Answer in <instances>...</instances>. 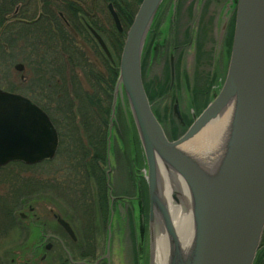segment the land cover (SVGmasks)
<instances>
[{
  "label": "rangeland",
  "instance_id": "1",
  "mask_svg": "<svg viewBox=\"0 0 264 264\" xmlns=\"http://www.w3.org/2000/svg\"><path fill=\"white\" fill-rule=\"evenodd\" d=\"M172 2L174 9L178 8L177 18L174 21L177 34L172 30L168 34V12L165 11L169 3L171 4V0H163L144 40L140 70L141 80L153 114L165 134L170 139H176L217 94L224 79L227 54L225 46H222L221 55L217 54L215 38H217L218 27L215 23L212 24V19L217 16L219 10L216 7H220L223 0H172ZM137 6L134 3L132 7V9L135 8L134 13ZM103 9L106 11L104 12L106 18L108 15L112 21L105 5ZM208 11L214 13L213 18H208ZM160 14L163 15L161 22H159ZM173 36L175 37L172 39ZM191 39H193L192 42ZM110 50L118 61L120 51L117 52L112 48ZM218 58L220 65L216 67ZM90 61H92L91 64L95 63L94 60ZM24 62L26 67V60H0V87L18 93L22 91L24 79L18 70L14 69V65L17 63L23 65ZM170 64L173 66L172 76ZM86 67L87 65L81 62L78 67L73 68V71L75 69L81 84L88 89L91 79L90 73L88 75L84 73ZM100 68L102 69L98 66L100 72L93 78L95 80L93 87L98 96L101 95L106 77ZM91 126L92 128L86 125L87 132L76 131L71 134V131L63 134L59 139V148H67L66 157L58 153L52 160L40 164L29 166L13 162L0 167V264H22L23 262L26 264H72L68 258L70 253L76 259L90 260H94L99 254H108L110 264L151 263L153 214L146 178L147 164L123 90L118 89L107 137H104V134L108 127L102 122L101 116ZM85 133L88 134L85 135ZM101 137H104V145L107 138L108 148L102 156L101 166L104 171L110 170L108 177L110 200H117L116 197L121 198L116 201L117 209L110 219L111 229L108 233L105 231L106 216H104V230H102L95 211L94 215L89 212L91 199L86 201L81 195L70 193V191L62 192L52 185L44 187L43 183L45 179L48 184L56 183L59 171L64 167V171H78L74 180L67 179L69 185L77 189L76 182L84 181L81 178V172L85 170L89 172L88 168L93 167L90 163H84L89 156L93 155V151L85 147L87 139L95 140L94 138L101 139ZM67 143L70 144L68 147L61 148L62 144L65 146ZM106 154L108 167L105 162ZM132 176L136 178V183L134 179L132 180ZM134 194L137 197L130 199L129 196ZM29 205L34 206L36 210L33 213L29 212L27 218H20L17 212H27ZM51 206L67 215V219L78 234L81 248L66 244L67 247H63L62 250L55 243L48 251H45L43 247H36V244L43 240L41 234L44 229L48 227L55 229V222L48 220L44 213ZM97 227L98 230L94 234L93 229ZM97 246L100 251L96 249ZM17 251L20 253H14ZM42 253H45L43 260L39 259Z\"/></svg>",
  "mask_w": 264,
  "mask_h": 264
},
{
  "label": "water",
  "instance_id": "2",
  "mask_svg": "<svg viewBox=\"0 0 264 264\" xmlns=\"http://www.w3.org/2000/svg\"><path fill=\"white\" fill-rule=\"evenodd\" d=\"M161 0H141L122 46L118 77L113 90L110 118L118 89L123 90L143 147L147 186L154 225L159 215L166 230L172 229L157 183L155 156L186 183L195 224L192 256L179 264H252L264 226V0H227L217 23L216 52L220 51L230 5L235 21L226 74L214 99L176 139H169L152 113L140 74V58L146 34ZM108 11L118 31L119 18L111 4ZM97 44L111 60L100 35L90 28ZM234 103L231 131L221 165L208 177L181 145L193 139L229 103ZM56 134L47 115L26 97L0 89V166L10 161L34 164L51 158ZM174 200L176 197L174 196ZM36 208L29 205L27 218ZM16 213V214H17ZM46 218L61 225L74 238L69 223L45 210ZM48 249V245L46 246ZM20 253L19 251H17ZM45 253L39 255L43 260ZM103 258L109 263L108 254ZM72 264H95L86 260ZM22 264H26L23 262ZM171 264H174L172 262Z\"/></svg>",
  "mask_w": 264,
  "mask_h": 264
},
{
  "label": "flooded vegetation",
  "instance_id": "3",
  "mask_svg": "<svg viewBox=\"0 0 264 264\" xmlns=\"http://www.w3.org/2000/svg\"><path fill=\"white\" fill-rule=\"evenodd\" d=\"M86 1L87 3L90 2V0H86ZM68 2L76 3L78 2V0H0V60H7V61L27 60L30 62L31 61L30 57H32V55L33 57L36 55V53H32L31 51L32 44L39 45V46L43 45L44 42H50L55 45L62 44L61 39H60V34L62 31H60V29L64 25L68 29L67 30L65 28L68 31V33L71 35V37L74 40H76L74 41L75 44H78L79 41L85 42L84 38L86 39L88 38L96 42V40L94 39L93 35L90 32V28H91L95 30L100 35V37L105 42V44L108 45L111 38L107 36L106 34H103V31L105 30H103L102 32L96 30L91 24V18H88L86 14H79L77 10L74 11L75 15L71 14L70 11L67 10L68 7L66 4ZM226 3H227V0H223V2L220 4V7L219 6L216 7V8H219V10H218L217 16L214 18L212 17L214 16V13L208 11V14H207L208 18H213L212 19L213 22L211 21L212 24L215 23V25H217V23L219 22L221 18V11ZM235 11H236L235 4L230 5V10L228 11L229 17H228L226 27H225V34L223 35V39L221 43V47L222 45L226 47V54H228L229 52L230 42L232 40L233 26H234V20H235ZM165 12H168L167 13L168 24H169L168 34L170 33L171 30L177 34V29H175L174 21L177 18L176 16L178 13V8L176 7V9H174V3L172 2V0H171V4L169 3V5L167 6V9ZM85 13L87 12L85 11ZM179 14H180V11H179ZM162 16L163 15L160 14L159 22H161ZM97 18L99 19V21L100 20L106 21L105 20L106 18L104 16H99ZM71 23H73V26L75 28L80 27V26H81L80 28L83 27L84 34L82 33L79 34L77 31H75ZM42 25L49 26V27L48 26L43 27L45 29L51 28L50 36L53 37L54 41H52L51 39L46 41L45 40L46 38H44L43 40L38 42L39 39L37 40L35 38V32H33V29L35 27H40ZM121 25H122L121 32H123L124 30L123 23H121ZM123 35H124V32H123ZM174 37L175 36H173L172 39ZM192 41L193 39H191V42ZM99 49L102 52L100 47ZM88 55L93 56L91 52L89 51H88ZM220 55H221V52H220ZM49 56H53V57H50L52 59H61L62 52L61 50L59 52H56V46H55V54H53V51L51 50L49 52ZM170 62H171V59H170ZM219 62H220V59L218 58L217 62L215 63L216 67H219L220 65ZM28 64L29 63L27 62L26 67H25V64L22 65L21 63H17L14 65V69L18 70V72L20 73V76H23L22 79L24 80L27 79L28 84H29L31 70L29 68L30 65ZM170 66H171L170 74L172 76L173 66L171 64ZM4 90L10 91L8 89H4ZM47 98H48V95H47ZM41 109L43 110V108ZM45 110L43 111L47 114L56 132L57 142H56V148H55V153H54L55 155L53 158H55V156L58 153H61L62 157H66L68 155L66 153L68 152L67 148L66 149L59 148V145H60L59 139H61L64 133L71 132L70 127H68L69 126L68 124L69 123L71 124V121H73V119L67 118V116H64L63 109L59 107L58 108L56 107L55 110L51 109V111L50 109H45ZM65 113L68 114L67 111H65ZM69 145L68 143L65 146L62 144L61 148L68 147ZM52 159H43L42 161H40V163L50 161ZM59 172L60 173L58 175L57 182L54 184H48V181L45 179L43 182L44 187H48L52 185L54 188H57V190H61L62 192L70 191V193L81 195V197L85 198L86 201L87 200L90 201L91 199L92 203H91V208L89 212H91V214L94 215V211H95V215L97 216L96 219L100 221L101 229L104 230V216H106V221L108 217L109 218L112 217L117 209L116 201H119L121 199L120 197H116L115 199L117 200H113V201L110 200V189L108 187L109 186L108 177H109L110 170L109 169L105 170L103 175L100 174L99 172L98 174L96 175L94 174L93 176H91V174H89V172H87L86 170L84 172H81L82 173L81 178L84 179V181H80V182L77 181L79 184L76 182L77 189L73 188V186H70L69 183L67 182V179H70V178H73L74 180V177L78 173L77 170L64 171V167H62ZM89 179H93V180H89ZM133 179L135 180V183H136V178L134 176H132V180ZM133 188L135 191V187ZM132 197H134L135 199L137 196L136 194H134V196L133 195L129 196L130 199ZM138 200L140 201L141 197ZM60 211L61 210H59V212ZM130 211L132 212L131 208H130ZM60 214L62 218L67 219L66 217L67 215L63 214L62 211L60 212ZM21 218L23 217L21 216ZM68 223H69V220H68ZM69 225L71 226L70 223ZM71 228L73 229L72 231L74 233V238L70 237L69 234L65 231V229L58 223L55 225L54 230L50 229V227L44 229V231L41 234V236H43V240L39 242L38 244H36V247L38 248L43 247L45 249L46 246L48 245V249H50L55 243V244H58L59 247L62 248V250H63V247H67L66 244H72L73 246H76V248H81L78 234L75 232L72 226ZM97 230H98V227L96 229H93V233L95 234ZM105 231H106V225H105ZM260 243L262 244L258 248L253 264H264V238L263 237L261 238ZM96 249L100 251L99 246H97ZM99 255L97 256V258L101 256ZM102 263H103L102 261L99 262V264H102Z\"/></svg>",
  "mask_w": 264,
  "mask_h": 264
},
{
  "label": "trees",
  "instance_id": "4",
  "mask_svg": "<svg viewBox=\"0 0 264 264\" xmlns=\"http://www.w3.org/2000/svg\"><path fill=\"white\" fill-rule=\"evenodd\" d=\"M140 1L141 0H90V2L87 3L86 0H78V2H76L77 4L74 2H68L66 5L68 7L67 10L70 11L71 14L75 15V10H77L79 14H86L88 18H91V24L96 30L100 32L105 30L106 32L103 31V34H106L111 38L107 45L108 48L110 47L109 49L112 48L118 52L122 47L124 35L123 32L116 31L108 15L106 18L104 15V12L106 11L103 9L104 5L106 7L108 3H112L125 29L133 17L135 8L132 9V7L134 6V3L135 5H138ZM85 11L87 13H85ZM99 16H104L106 21H99L97 18ZM71 25L79 34H84L83 27L80 28V26L75 28L73 23H71ZM45 26L48 25H42L33 29V32H35V38L37 40L39 39L38 42L44 38H46V41L49 39L54 41L53 37L50 36L51 28L45 29L43 28ZM65 28L66 26L64 25L60 29V31H62L60 34L61 45H55L50 42L43 43V41V45L41 46L34 44L31 45V51L32 53H36V55L30 57V62L26 60V62L29 63L28 65H30L29 68L31 70L29 79L30 85L28 84L27 79L24 80V83L21 86L23 89H21L22 91H20V93L43 108V110L50 109L51 111V109L55 110L56 107L63 109L64 116L73 119L71 124H68L72 133H76V131L87 132L86 125H89L92 128L91 125H93L100 116L102 117V122L107 125L112 102V92L118 77V61H116L115 55L113 54H111L113 60H107L94 40L84 38L85 42L79 41L78 44H75L74 41L76 40L71 37L67 31L68 29L66 28V30ZM55 46L56 52H59L60 50L62 52L61 59H52L50 57L53 56H49L51 50L53 51V54H55ZM88 51L91 52L93 56H89ZM90 60H94L95 63L91 64L92 61ZM81 62L87 65L84 69L85 75L90 73L91 83L88 89L81 84L79 78L76 76L77 73H75V69L73 71V68L78 67ZM98 66L102 67V69H100L103 70L106 75L104 80L105 85L99 96L93 87V83H95L93 78L100 72ZM68 68L72 71H69ZM33 74L34 77H36L35 79ZM65 111H67L68 114H66ZM89 116L98 117L91 118ZM102 133L104 134V132ZM87 134L88 133H85V135ZM105 136L106 132L104 134V137ZM104 137H101V139L94 138L96 141L87 139V143L85 144V147L93 151V155L89 156L84 162L93 165V167L91 166L88 168L91 176L94 174L96 175L99 172L102 175L104 174V170L101 166L102 156L103 154L105 155L106 148V143L105 145L103 144ZM74 146L78 147L76 144H74ZM262 235L264 238V232ZM261 244L262 243H260V245ZM14 253L17 254L18 252Z\"/></svg>",
  "mask_w": 264,
  "mask_h": 264
},
{
  "label": "bare ground",
  "instance_id": "5",
  "mask_svg": "<svg viewBox=\"0 0 264 264\" xmlns=\"http://www.w3.org/2000/svg\"><path fill=\"white\" fill-rule=\"evenodd\" d=\"M234 103H229L217 118L210 121L193 139L181 145L211 176L221 165L228 146ZM155 169L166 218L159 215L154 225L150 264L187 263L193 251L195 224L192 199L184 180L155 156ZM174 196L176 200H174Z\"/></svg>",
  "mask_w": 264,
  "mask_h": 264
}]
</instances>
